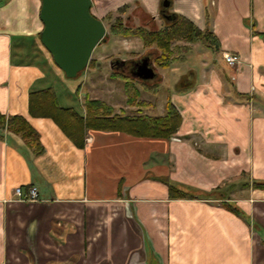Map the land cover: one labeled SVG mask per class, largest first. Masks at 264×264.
Segmentation results:
<instances>
[{"label": "crops", "instance_id": "obj_1", "mask_svg": "<svg viewBox=\"0 0 264 264\" xmlns=\"http://www.w3.org/2000/svg\"><path fill=\"white\" fill-rule=\"evenodd\" d=\"M160 7L92 0L91 12L143 25L160 23ZM172 7L210 29L222 57L239 55L241 66L230 76L207 66L185 88L181 76L172 81L159 115L170 101L182 117L170 138L89 130L79 148L52 119L30 113L32 92L52 88L63 107L59 83L82 89L41 43L42 1L0 0V113L24 117L44 147L37 156L18 135L0 138V264H264V189L254 187L264 183V0ZM32 186L38 201L15 196ZM171 187L192 197L175 198Z\"/></svg>", "mask_w": 264, "mask_h": 264}, {"label": "trees", "instance_id": "obj_2", "mask_svg": "<svg viewBox=\"0 0 264 264\" xmlns=\"http://www.w3.org/2000/svg\"><path fill=\"white\" fill-rule=\"evenodd\" d=\"M165 1L161 0L160 18L163 19L161 13H168L173 21L171 23L165 22L163 28L154 27V17L146 22L143 20L145 24L142 26L132 27L126 23L125 19L117 17L113 20L112 15H109L107 19L110 22L113 20L110 25V32L125 39L138 38L146 49H152L151 53L154 55L151 56V61L162 69H170L174 57V45L177 42H195L198 40L207 44L208 47L219 50V45L215 42L210 29L201 31L193 23L171 12V8L165 9ZM123 12L124 10L120 13ZM134 62L131 60L127 61L126 64L129 65ZM93 63L94 60H91L89 68ZM110 77L113 80L119 79L125 82L127 104L131 107H139L136 114H118L115 108L105 101L88 98L85 102V115H81L73 108L61 107L52 88L31 93L30 113L33 117L52 119L79 148L85 147V132L89 130L122 132L134 137L149 139H168L177 132L182 117L170 101H168L166 112L162 116H150L142 113V108L152 107L153 104L140 100L141 90L153 96L157 95L160 88L158 79L162 80L161 76L157 74L153 80L140 82L130 72L113 70ZM4 132L20 136L35 155L39 156L44 153L39 133L24 117H6L0 113V138L3 137ZM254 187L264 189V183L255 182ZM170 189L171 195L175 198L192 197L177 187ZM223 206L238 216L242 215L239 208L234 204L224 202Z\"/></svg>", "mask_w": 264, "mask_h": 264}, {"label": "rangeland", "instance_id": "obj_3", "mask_svg": "<svg viewBox=\"0 0 264 264\" xmlns=\"http://www.w3.org/2000/svg\"><path fill=\"white\" fill-rule=\"evenodd\" d=\"M112 22L109 19L104 22L108 31L107 42L98 45L94 50L92 55L94 63L91 67L82 72L77 78L68 79L66 77V82L69 84L78 83V85L82 86L80 95L69 93L67 87L62 83H59V86H57L56 93L60 97V104L63 107L74 108L83 115L85 113L86 100L94 98L105 101L114 107L118 114L134 115L138 112V106L131 107L127 104L125 82L119 79H111L110 60H138L145 55L153 56L154 54L151 53L152 49H146L138 38L125 39L111 33L110 25ZM139 25L141 26V23L136 20L131 22L130 26L138 27ZM158 25H161V23L159 24L158 22ZM98 60L99 66L96 67ZM152 65H154L162 78L163 76L166 77V80L160 86L159 92L155 96L141 90V101L145 100L151 102L153 105L157 103L156 108H142V113L150 116L160 115L161 107L168 100L167 91L171 87L172 81H175L180 76L177 86L185 88L195 83L197 76L202 78L207 66L210 69L218 68L221 75L228 74L230 76L232 73L217 49L208 47L207 44H203L198 40L195 42L182 41L175 43L174 57L170 69H162L153 63ZM172 68L175 70L172 71Z\"/></svg>", "mask_w": 264, "mask_h": 264}, {"label": "water", "instance_id": "obj_4", "mask_svg": "<svg viewBox=\"0 0 264 264\" xmlns=\"http://www.w3.org/2000/svg\"><path fill=\"white\" fill-rule=\"evenodd\" d=\"M41 1V43L68 79L77 78L88 69L94 50L108 35L107 28L93 16L92 0ZM140 71L143 80L156 77L147 61Z\"/></svg>", "mask_w": 264, "mask_h": 264}, {"label": "flooded vegetation", "instance_id": "obj_5", "mask_svg": "<svg viewBox=\"0 0 264 264\" xmlns=\"http://www.w3.org/2000/svg\"><path fill=\"white\" fill-rule=\"evenodd\" d=\"M164 8L165 9L171 8V11L173 12L172 0H166L165 3H164ZM159 14H160V12H159ZM161 16H162L163 19H161L160 15H159V21H160L161 25H158V23L155 22L154 23V27L155 28H163L165 26V22H170L171 23L173 21L172 17L169 16L168 13H161ZM126 23H128V21ZM104 25H105V23H104ZM129 25H131V24H129ZM105 42H107V37L101 42V44L105 43ZM127 61H131V60H110L111 72L113 70L130 72L133 76H135L136 80H138L140 82H142V81H150V80H143V79L139 78V76H138L139 74L142 73L140 71V69H142V66L144 65V62L147 61V63L149 64V67L153 68L155 73H156V75L158 74L160 76V73L158 71H156L154 65H152L153 61H151V56L150 55H145L143 58H139L138 60L134 59L133 61H135V62L133 64L127 65L126 64ZM97 66H99V60L96 63V67ZM171 70H173V68ZM158 81L160 82V86H161L163 81H161V79H158Z\"/></svg>", "mask_w": 264, "mask_h": 264}, {"label": "built area", "instance_id": "obj_6", "mask_svg": "<svg viewBox=\"0 0 264 264\" xmlns=\"http://www.w3.org/2000/svg\"><path fill=\"white\" fill-rule=\"evenodd\" d=\"M223 57L227 66L233 70H237L239 66H241L242 64L239 55L225 53ZM15 196H17L20 201H24V202H36L39 200V192L35 186L29 187L27 188V190H24L21 187L17 188L15 190Z\"/></svg>", "mask_w": 264, "mask_h": 264}]
</instances>
